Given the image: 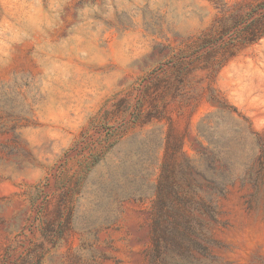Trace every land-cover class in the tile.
<instances>
[{"label":"rangeland","instance_id":"obj_1","mask_svg":"<svg viewBox=\"0 0 264 264\" xmlns=\"http://www.w3.org/2000/svg\"><path fill=\"white\" fill-rule=\"evenodd\" d=\"M264 0H0V259L147 264L166 136L240 113L264 134V37L225 46ZM224 106L222 110L220 106ZM220 198L214 264H264V204Z\"/></svg>","mask_w":264,"mask_h":264},{"label":"trees","instance_id":"obj_2","mask_svg":"<svg viewBox=\"0 0 264 264\" xmlns=\"http://www.w3.org/2000/svg\"><path fill=\"white\" fill-rule=\"evenodd\" d=\"M264 37V1L239 21V31L225 46H249ZM222 110L224 106H220ZM154 199L149 212L150 250L147 264H214L216 246L209 234L219 226L218 200L230 188L247 187V209L264 204V134L254 130L240 113H213L197 126L195 154L187 156L182 140L166 136ZM41 243H32L13 264H40L63 236L61 224L48 223L40 230ZM12 248L0 264H7Z\"/></svg>","mask_w":264,"mask_h":264}]
</instances>
